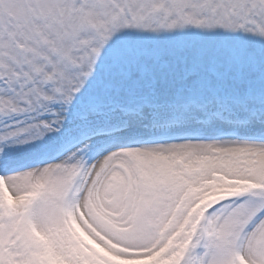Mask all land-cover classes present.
I'll return each instance as SVG.
<instances>
[{"label":"snow or ice","instance_id":"snow-or-ice-1","mask_svg":"<svg viewBox=\"0 0 264 264\" xmlns=\"http://www.w3.org/2000/svg\"><path fill=\"white\" fill-rule=\"evenodd\" d=\"M0 264H264V0H0Z\"/></svg>","mask_w":264,"mask_h":264}]
</instances>
